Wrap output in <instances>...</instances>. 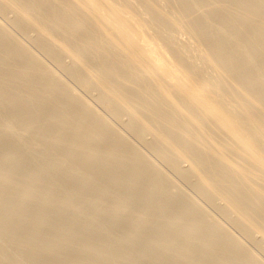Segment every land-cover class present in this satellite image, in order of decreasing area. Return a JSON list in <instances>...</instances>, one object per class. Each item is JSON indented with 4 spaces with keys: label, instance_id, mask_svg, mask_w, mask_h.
Wrapping results in <instances>:
<instances>
[{
    "label": "bare ground",
    "instance_id": "1",
    "mask_svg": "<svg viewBox=\"0 0 264 264\" xmlns=\"http://www.w3.org/2000/svg\"><path fill=\"white\" fill-rule=\"evenodd\" d=\"M132 1L143 7L142 15L157 29L187 31L201 47L196 52L194 47L199 45L192 44V52L200 51L197 59L212 69L214 80L195 79L197 66L188 64L183 52L174 47L173 35L166 38L162 49L174 58L168 63L176 65L157 55L152 45L155 38L151 42L142 37L141 50H133L132 41L128 45V38L123 37L130 28L123 15L139 13ZM112 2L0 0V12L12 13L13 25L22 33L34 32L36 45L58 66L64 67L68 58L70 76L87 89L104 92L112 116L126 115L127 129L139 139L152 137L150 148L175 174L186 181L197 180L205 199L224 200L226 210L237 216L244 231L256 228L264 236V0ZM138 28L143 32L145 27ZM7 30L0 24V209L7 211L0 215L1 236H8L10 245L21 243L15 237L23 231L21 241L28 244V250L22 255L31 264H40L51 253L58 264L69 256L87 257L84 264L217 261L213 248H219L216 241L222 231L209 227L207 234L199 232L193 238L200 225L188 228L186 220H195L201 213L190 204L186 207L183 198L185 205L177 202L182 205L175 212L172 203L180 194H173L174 188L155 163L148 162L124 135L106 126V119L90 105L71 95L52 69L43 66ZM193 56L191 60L195 53ZM162 70H168L176 82L160 79ZM180 76H187L190 82ZM190 83L194 92L188 88ZM211 93L226 100L228 110L205 102ZM180 162L188 163L189 168L181 169ZM55 177L60 182H52ZM61 196L89 197L82 205L98 213L102 222L82 220L80 212L63 218L61 207L53 212L42 210L41 204ZM36 197L43 198L39 206L26 201ZM159 197H166L167 203L158 202ZM170 207L172 216L167 219L164 214ZM12 213L17 214L13 223ZM119 218L132 220L142 237L149 236L138 251L125 253L121 246L119 250L117 245L123 241L114 240L112 231L118 229ZM185 221L188 227L183 226ZM152 222L160 227L154 229ZM47 230L55 237L44 236L42 231ZM171 231L177 232L174 238L168 237ZM225 239L220 243L223 252L235 248V240ZM176 242H183L178 250L174 249ZM222 251L218 252L222 255ZM5 253L0 246L1 264H11ZM230 256L221 263L251 262Z\"/></svg>",
    "mask_w": 264,
    "mask_h": 264
},
{
    "label": "rangeland",
    "instance_id": "2",
    "mask_svg": "<svg viewBox=\"0 0 264 264\" xmlns=\"http://www.w3.org/2000/svg\"><path fill=\"white\" fill-rule=\"evenodd\" d=\"M105 3L106 4H109V5H112L113 4V2H112V0H105ZM132 4L135 6V8L139 11V13L137 14V15H132V14H130V16H128L129 14H126V15H123V17H124V19L127 21V19H128V21L130 22H128L129 23V27L130 28H128L129 29V31H128V29L124 32V35H123V37H124V39L125 40H127L126 38H128V40H127V42L129 41V42H131L132 41V43H130V45H129V42H128V45L129 46H133V44H134V46H133V50H137L138 52L141 50L140 49V47L142 46V43L141 42H143L142 40L144 39H142V37H145V38H147V39H149V40H151V42L154 40V38H155V41H153L152 42V45H153V47L156 49V51H157V55L159 56V57H161V58H163L164 60H165V62L167 63V64H174V65H176L175 64V62L174 63H168V61H171V59H172V62L174 61V58H173V56L171 55V53L168 51V52H166L165 50H163L162 49V45L164 46L165 45V42H166V38L169 36V35H173V36H175L174 37V43L176 44H174V47H177V48H179L182 52H183V56L185 57V59H186V61L188 62V64L189 63H192V62H195V65L197 66V68L195 69V77H197V78H195V79H197V80H210V79H212V80H214V78H215V76H214V74H212V69L211 68H207L205 65H203V64H201L200 63V61L197 59L198 58V55L200 54V51H199V53H196V52H198L197 50H199V49H197V48H201L200 47V45L197 43H195V41H193V39H190L191 38V36L189 35V33L187 34L186 32H184V30H182V28H178V29H174V30H164V31H162V30H159V29H157L156 27H154V26H152V25H150V19H149V17H147V16H145L144 17V15H142V10H143V7L141 6V5H139V3H137V5H136V1H132ZM139 5V6H138ZM137 6V7H136ZM141 6V7H140ZM140 8V9H139ZM133 16V18H132V16ZM126 16V17H125ZM137 16V17H136ZM131 17V18H130ZM136 17V18H135ZM147 17V18H146ZM139 18V19H138ZM138 19V20H137ZM13 20H14V15L12 14V13H7V14H3V13H1L0 12V24L2 25V27L3 28H5L7 31H9L12 35H14L15 36V39H16V41H17V43L19 44V45H23L28 51H30L34 56H37L36 58L39 60V62L43 65V66H45V67H48L49 69H52V72L55 74V76L59 79V80H61V81H63L64 83H65V85H67V87H68V91H69V93L71 94V95H73V96H75V97H77V98H81L80 100L81 101H83L84 103H87V105L89 106V107H91V110H92V108H93V110H94V113H96V114H98L99 116H101V117H103V119H106V121L105 120H103V122H104V124L106 125V126H108L113 132H115V133H117L118 135L119 134H122V135H124L123 137H124V139H126V141H129L131 144H133L134 145V147L136 146V148H137V150L138 151H140V152H142L143 153V155H144V157L146 156V158L148 159H146L148 162H150V163H155V165L156 166H154V167H157L158 169H160L161 171V174H163V176L162 177H164L165 179L164 180H167L169 183H170V185H171V187H173L174 188V192H173V189H171L170 188V191L171 192H173V194L174 195H176V193L177 194H180V196L178 195L177 197L176 196H174V199L176 200V202L175 201H173V202H175V203H172V207H174V209L172 208V207H170L169 208V210H168V212H166L165 214H164V216L165 215H171L172 214V212H170V209H171V211H172V209L175 211L176 210V208L178 209L179 207V205L181 204L182 205V203H183V200H184V202H186V207H187V205H188V208H189V204H190V206L192 207H194V209H196L197 211H199V213H201V214H199V216L197 217H195L196 219L194 220V217L191 219V218H189L188 220H186L187 221V223L189 224V227H188V224L186 223V221H185V223L183 224V226L185 225V226H187L188 228H191V226L193 227L194 226V228H198L199 227V225H200V227L198 228V229H196L197 231L196 232H194V236H192L193 238H196L197 236H199L200 234H207L208 233V230L210 231V228L209 227H211V229H219L220 231H222V232H220V236H219V240H218V243H217V241H216V244H218V246L217 247H219V248H217V249H214L213 248V252L215 253V251H217V258L216 259H218L217 261L216 260H212V262H213V264H222L221 262L223 261V262H225V260L226 259H230L229 258V254L231 255V256H233V255H235V256H233L234 258H239V259H243L244 257H246V259H249L251 262H248L249 264H264V236H263V234L259 231V230H257L256 228H254V229H252L251 231H244V229H242V227H240L241 225H239L238 223H239V220H237V216L236 215H234V214H232V213H229L228 212V210H226L227 208V205H226V203H225V201L224 200H222V199H219V198H214L213 200H209V199H205V197H204V195H202L203 193H202V190H201V188H200V186L198 185V182L196 183L195 181H197V180H195V179H190V181H186V179L185 178H183L181 175H179V174H175L176 172L174 171V169L170 166V165H168V164H166V162L164 163L161 159H159L158 157H157V155L156 154H154V152H153V150L150 148V146H149V142L150 141H152V137H148V136H146L144 139L146 140H141V139H139L138 137H137V135H136V133L135 132H132V131H130L129 129H127V126H128V123H126V122H128V120H129V118H127L126 117V115H123V116H121L119 119L118 118H115L114 116H112V114H111V111L112 110H110V109H112L111 108V104L110 105H108V102L106 101L105 102V97H107L106 96V94L104 93V92H100V90H94V89H87V88H85V87H83L81 84H78V81L76 80V79H74L72 76H70V74H69V72H68V65L70 66V64L71 63H69L70 62V60L68 59V58H66L65 59V65H64V67H61V66H58L55 62H54V60H52L51 58H49L47 55H45L44 54V52L43 51H41L40 50V48L38 47V45H36L37 44V42H36V34L34 33V32H29V34L27 35V34H25V33H22V31H20V30H18L17 28H15V26L13 25ZM137 20V21H136ZM142 21V22H140V21ZM140 22V23H139ZM137 23H139V24H137ZM142 23V25H140ZM143 23H145V24H143ZM140 26H142V27H145L143 30V32L142 31H139V28L138 27H140ZM138 28V29H137ZM156 30H158V31H156ZM130 31H131V33H130ZM148 31V32H147ZM129 32V33H128ZM142 32V33H141ZM32 33H34V34H32ZM128 33V34H127ZM141 33V34H140ZM153 33H154V35H153ZM155 33H157V35H159V38H158V36H156V34ZM32 34V35H31ZM127 34V35H126ZM30 35V36H29ZM129 35V36H128ZM142 35V36H141ZM145 35V36H144ZM32 36H34V37H32ZM131 36V37H130ZM151 36V37H150ZM153 36V37H152ZM156 36V37H155ZM33 39H32V38ZM130 37V38H129ZM190 37V38H189ZM35 38V39H34ZM131 38H133V39H131ZM153 38V39H152ZM158 38V39H157ZM156 39H157V41H156ZM131 40V41H130ZM163 40V41H162ZM192 42V43H191ZM194 42V43H193ZM154 43H157L158 45H156V44H154ZM159 43H161V45L159 44ZM194 45V44H196V45H199V47H197L196 45H194V46H196V47H194V48H196V52H192V48L193 47H191V45ZM135 45H137V46H135ZM141 45V46H140ZM181 45V46H180ZM192 45V46H193ZM160 46V47H159ZM180 46V47H179ZM182 46H183V48H185V49H182ZM28 47V48H27ZM135 47V48H134ZM159 48H161V49H159ZM160 50H162V52L160 51ZM201 50V49H200ZM136 51V52H137ZM185 51V52H184ZM193 51H195V49H193ZM163 53V54H162ZM164 53H166L165 54V56H163L164 55ZM169 53H170V55H169ZM193 53H195V56H196V58H192V60H191V57H194L193 56ZM161 54V55H160ZM188 55H189V57H188ZM170 56V57H169ZM187 56V57H186ZM165 57H167V58H165ZM172 57V58H171ZM170 58V60H168ZM190 58V59H189ZM167 59V60H166ZM67 60V61H66ZM191 60V61H190ZM200 63V65L198 64V62ZM55 63V64H54ZM69 63V64H68ZM192 64H194V63H192ZM57 66V67H56ZM67 66V67H66ZM173 66V65H172ZM199 67V68H198ZM63 70V71H62ZM161 73V74H160ZM159 74L161 75H158V77L161 79V77H163V79L162 80H165V81H167V82H169V80H170V82H173L174 80H172V79H170V78H172V76H170V72L168 73V70L166 71V70H162V71H160L159 72ZM169 74V75H168ZM197 75V76H196ZM212 75V77H210ZM169 76V77H168ZM60 77V78H59ZM167 77V78H166ZM181 77V79L183 80V81H185V78H187L188 80L186 81V82H188L189 81V78L187 77V76H180ZM185 77V78H184ZM165 78V79H164ZM203 78V79H202ZM72 79H74V80H72ZM167 79H169V80H167ZM172 80V81H171ZM212 80H210V81H212ZM174 82H176V81H174ZM190 82V81H189ZM188 82V83H189ZM193 83V82H192ZM193 84H195V82L193 83ZM82 86V87H81ZM70 87V88H69ZM192 87V88H191ZM188 88H190L191 89V91H193L194 90V87H193V85L190 83V85H189V87ZM190 89H186V93H190L191 91H190ZM187 90H189V91H187ZM95 91V92H94ZM98 91V92H97ZM194 92V91H193ZM193 92H191L192 94H193ZM75 93V94H74ZM77 94V95H76ZM205 102H207V103H212L213 105H216V106H218L220 109L222 108L223 110L224 109H227L228 110V107H229V105H227V101L226 100H223V99H219V98H217L214 94H210L209 96H208V98H206L205 99ZM108 108H107V107ZM221 109V110H222ZM92 110V111H93ZM97 111V112H96ZM105 117V118H104ZM114 118V119H113ZM120 120V121H118V120ZM108 123L110 124V125H108ZM126 124H127V126H126ZM126 126V127H125ZM112 127V128H111ZM114 130H116V131H114ZM119 132V133H118ZM130 132H132V133H130ZM135 133V134H134ZM133 134V135H132ZM135 135H136V137H135ZM149 141V142H148ZM256 141V140H255ZM258 142V141H257ZM256 142V143H257ZM145 144V145H144ZM150 150V151H149ZM154 154V155H153ZM156 155V156H155ZM149 160H151V161H149ZM152 165H154V164H152ZM179 166H180V168L181 169H188L189 168V164L188 163H186V162H180L179 163ZM171 167V168H170ZM84 170H86L87 171V168H84L83 169V171H82V173L83 174H85V173H87L86 171H84ZM173 170V171H172ZM163 171V172H162ZM85 172V173H84ZM174 172V173H173ZM171 179V180H170ZM170 180V181H169ZM173 180V181H172ZM193 181V182H192ZM52 182H54V183H56V182H60V178H54V180L52 181ZM172 182V183H171ZM184 182H186V183H184ZM174 183H175V185H174ZM188 183V184H187ZM196 183V184H195ZM173 184V185H172ZM193 184V185H192ZM176 186H179V187H176ZM188 186V187H187ZM197 186V187H196ZM29 188H31V186H29ZM177 188H179V189H177ZM180 188L182 189L181 191H179L180 190ZM197 188H199V189H197ZM199 191V192H198ZM183 192V193H182ZM182 193V194H181ZM172 194V195H173ZM185 194V195H184ZM187 196V197H186ZM196 196V197H195ZM178 197H180L179 199H178ZM201 197V198H200ZM82 198V199H81ZM80 199H76L75 200V198H72V197H69V196H61V197H55V198H52V200H49V202H47V204H44V205H42L41 204V207H42V210L43 211H45V212H48V211H50L51 210V212H53V211H55V210H60V207H61V210H60V212L61 211H63V212H61V216L63 217V218H70V217H72V216H75V215H77L79 212V215H81V218H82V220H88V219H95L96 221H99V222H102V221H100V220H102L100 217H98L97 216V214L98 213H96L95 211H93L90 207H87V206H85L84 207V204L82 205V203H84V200H89L90 198L89 197H87V196H85L84 198L83 197H81ZM86 198H89V199H86ZM182 198H183V200H182ZM35 199V200H34ZM55 199V200H54ZM119 199V198H118ZM162 198L161 197H159L157 200H158V202H163V204H165V203H167V202H165V200H167L166 199V197H164L162 200H161ZM173 199V200H174ZM219 199V200H218ZM54 200V201H53ZM57 200V201H56ZM161 200V201H160ZM195 202H193V201ZM30 205H40V203H42V202H44L43 201V198H41V197H36V198H30V199H27L26 200ZM81 201H83V202H81ZM179 201H182V203L180 202V203H177V202H179ZM199 201V202H198ZM39 202V203H38ZM55 202V203H54ZM165 202V203H164ZM188 203V204H187ZM61 204V205H60ZM81 204V205H80ZM162 204V203H161ZM184 204V203H183ZM218 204V205H217ZM57 205V206H56ZM175 205V206H174ZM178 205V206H177ZM180 205V206H181ZM185 205V204H184ZM200 205V206H199ZM226 205V206H225ZM78 206V207H77ZM57 207V208H56ZM190 207V208H191ZM192 207V208H193ZM202 207V208H201ZM77 208V209H76ZM79 209H80V211H79ZM89 209V210H88ZM205 209L207 210V211H205ZM223 209V210H222ZM77 211V212H76ZM173 211V212H174ZM177 211V210H176ZM175 211V212H176ZM205 211V212H204ZM225 211V212H224ZM88 212V213H87ZM6 213H7V211L6 210H4V208H1L0 209V215L1 216H4V215H6ZM64 213H65V216H64ZM69 213V214H68ZM77 213V214H76ZM91 213V214H90ZM93 213H96V214H93ZM209 213H210V216H209ZM222 213V214H221ZM224 213H225V215H224ZM226 213H228V214H226ZM12 214L14 215V216H12ZM11 214V220H10V222H15L16 220H17V214H15V213H12ZM63 214V215H62ZM125 214V213H124ZM142 214V213H141ZM174 214V213H173ZM204 214V215H203ZM206 214V215H205ZM208 214V215H207ZM66 215L68 216V217H66ZM201 215V216H200ZM0 216V217H1ZM95 216V217H94ZM123 216V215H122ZM139 216H144V215H139ZM163 216V217H164ZM172 216V215H171ZM171 216H168V218L167 219H169V217H171ZM164 217V220L166 219ZM203 218V219H201L200 220V218ZM206 217V218H205ZM221 217V218H220ZM232 217H234V219H232ZM224 218V219H223ZM120 219V222H121V220H122V225H121V223L120 222H118L119 223V227H118V229H115V230H112V231H114L113 232V237H114V240H116V239H118L119 241H123V243H120L119 245H117V246H119V250H122L123 248L122 247H124V250H125V253H128V252H131V251H134L135 249H137V251L139 250L138 248L141 246L142 247V245L146 242V238L148 237V239H150L149 238V236H147V235H145V236H143V237H145V238H143L142 237V235H144V234H141V232H139V229H134L133 228V226H132V220H127V219H124V218H119ZM150 219L153 221V220H156L155 218L153 219V217L151 218L150 217ZM199 219V220H198ZM13 220V221H12ZM204 222H203V221ZM113 221V220H112ZM116 221V220H115ZM119 221V220H118ZM191 221V222H190ZM227 221V222H226ZM106 224H109V223H107V221H104ZM103 222V223H104ZM193 222V223H192ZM197 222H199V224H198V226H197ZM123 223H124V227H123ZM205 224V225H204ZM152 227H154V229H158L159 227H160V225H158V224H155L154 222H152V224H150ZM191 225V226H190ZM196 225V226H195ZM224 226V227H223ZM157 227V228H156ZM120 228V229H119ZM230 228H232V229H230ZM126 229V230H125ZM208 229V230H207ZM215 229V230H216ZM133 230V231H132ZM138 230V231H137ZM206 230V231H205ZM219 230H217L218 232H219ZM225 230V231H224ZM51 230H47V231H42V233L44 232V236H46V237H48V238H50V239H52V238H54L55 237V234H54V232H50ZM122 231H124V232H122ZM134 231H137L136 233L134 232ZM204 231V232H203ZM49 232V233H48ZM199 232H200V234H199ZM228 232V233H227ZM246 232H247V234H246ZM116 233V234H115ZM119 235H118V234ZM123 233H125L124 234V236H122L123 235ZM175 233V234H174ZM177 232H174V231H171V233L169 232L168 234H170V235H168V237H172V238H174L177 234H176ZM260 233V234H259ZM135 234V235H134ZM167 234V233H166ZM165 234V235H166ZM203 234V235H204ZM252 234V235H251ZM15 235V234H14ZM130 235V236H129ZM196 235V236H195ZM203 235H201V236H203ZM225 235V236H224ZM0 236H1V234H0ZM174 236V237H173ZM221 236H222V238H221ZM118 237H121V238H118ZM3 238V239H2ZM7 238H9L8 236H4V237H0V246L2 247V249H4V252H6L5 254L6 255H8V253H9V255H8V258L10 259L11 258V260H12V262H11V264H31V262H29V259H28V257L26 256V258H24L25 256V254H26V252H27V248L26 247H28V244H24L21 240H23L24 239V233H23V231H21V233L19 232L18 234H16V237H15V239L17 238V240H19L21 243H15V244H11L10 245V240L9 239H7ZM133 238V239H132ZM193 238H189L190 239V241L189 242H192L194 239ZM225 238H227V239H229V240H232V241H234L233 242V244H234V247L236 248L237 247V249H235V248H231V249H228L227 248V250H224V252L221 250V244H223L224 243V241H226V239ZM130 239H132V240H130ZM191 239H193L192 241H191ZM257 239V240H256ZM9 240V241H8ZM136 240H138V241H136ZM140 240V241H139ZM224 240V241H223ZM117 241V240H116ZM130 241V242H129ZM220 241V242H219ZM139 242V243H138ZM208 242V241H207ZM209 242H212V241H209ZM208 242V243H209ZM236 242V243H235ZM6 243V244H5ZM119 243V242H118ZM134 243V244H133ZM179 243V244H178ZM181 243H183V242H176L175 243V245H174V249H176V250H178V249H180L181 247ZM221 243V244H220ZM239 243V244H238ZM122 244V245H121ZM132 244V245H131ZM177 244V245H176ZM5 245V246H4ZM135 245V246H134ZM140 245V246H139ZM179 245V246H178ZM120 246H121V248H120ZM8 247V248H7ZM129 247V248H128ZM7 250V251H6ZM228 250H229V252H228ZM235 252H234V251ZM127 251V252H126ZM136 251V250H135ZM218 251H222L223 252V254L225 255V256H222L221 255V252L219 253ZM226 252V253H225ZM232 252H234V253H232ZM238 252V253H237ZM22 253L24 254V255H22ZM248 254H250V255H248ZM227 255V256H226ZM218 256H219V258H218ZM221 256V257H220ZM230 256V257H231ZM21 257H23V258H21ZM21 258V259H20ZM76 257H73V256H69L68 257V259H64V261H63V263L62 264H84L85 263V261H86V259H87V257L85 258V256L83 257H79V258H76ZM245 259V258H244ZM245 259V260H246ZM68 260H69V262H68ZM221 260V261H220ZM54 261H56V259H55V254H53V253H51V254H48L46 257H44L43 259H42V261H41V263L40 264H58L57 262H54ZM80 261V262H79ZM247 261V260H246ZM2 263V258H0V264ZM150 262H148V264H149ZM234 264V263H233Z\"/></svg>",
    "mask_w": 264,
    "mask_h": 264
}]
</instances>
